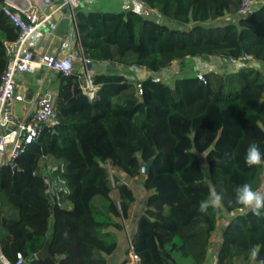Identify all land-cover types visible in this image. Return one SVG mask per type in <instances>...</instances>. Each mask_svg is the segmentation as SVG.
Returning <instances> with one entry per match:
<instances>
[{"label":"trees","instance_id":"trees-1","mask_svg":"<svg viewBox=\"0 0 264 264\" xmlns=\"http://www.w3.org/2000/svg\"><path fill=\"white\" fill-rule=\"evenodd\" d=\"M5 1L0 0V78L8 60L3 42L19 34L1 9ZM145 1L160 21L132 9L113 13L93 9L94 1L81 3L76 18L85 58L121 71L92 73L99 88L93 101L82 90L83 73L57 74L56 124L43 130L14 168L0 170V242L10 260L38 254L31 264H109L137 202L120 173L142 178L148 193L130 235L139 264H206L219 223L233 213L217 264L264 259V210L257 217L236 202L235 193L245 183L255 190L264 174V166L245 162L251 142L264 152L260 70L224 68L207 73L205 81L194 72L197 60L218 58L250 56L264 66V3L241 17L244 0ZM228 14L233 20L223 25ZM174 64L180 73L168 82L138 78L134 71L156 74ZM43 155L66 165L71 193L63 207L49 198ZM150 160L146 177L141 165ZM108 163L117 171V200L111 197ZM212 192L222 195L221 206L201 213V202ZM253 247L257 258L251 257ZM130 251L122 264H132Z\"/></svg>","mask_w":264,"mask_h":264},{"label":"built area","instance_id":"built-area-1","mask_svg":"<svg viewBox=\"0 0 264 264\" xmlns=\"http://www.w3.org/2000/svg\"><path fill=\"white\" fill-rule=\"evenodd\" d=\"M83 1L86 0H62L59 6V10H68L70 19V33L66 40L69 50L62 57L50 54L36 56L35 54L34 50L40 41V30L53 17V14L45 10L46 4L43 0H6L1 6L2 11L11 19L19 34L16 40L3 42L8 60L6 69L0 78V170L8 166L14 168L15 161L39 140L43 130L55 125L58 120L57 94L51 91H40L32 100L31 105H26L25 97L18 92L20 80L24 74L46 68L56 74L71 76L75 72L76 64L80 63V72L84 75L82 86L84 94L91 101L98 97L99 88L93 82L92 73L86 68L91 61L85 58L77 28L76 14ZM120 1L126 9L135 10L146 19L160 21L158 12L151 8L145 0ZM258 1L244 0L238 10V15L248 17ZM223 63L228 67H235L239 63H249L256 70H259L261 66L250 56L230 61L218 58L211 61L197 60L194 72L199 80L205 81L206 74L218 72L217 68L224 66ZM179 73L178 64L156 74L147 71L148 77L152 76L161 82H168ZM136 76L143 77L140 73H136ZM18 103L23 104L20 114L17 110ZM40 164L46 175L48 195L58 206L63 207L64 198L71 193L63 177L66 172L65 163L50 155H43ZM107 168L111 174V181H113L115 169L110 163L107 164ZM130 249V262L139 264V257L134 253L131 245ZM39 258L38 254L29 258L18 254L16 260L12 261L4 253L0 242V264H31Z\"/></svg>","mask_w":264,"mask_h":264},{"label":"crops","instance_id":"crops-1","mask_svg":"<svg viewBox=\"0 0 264 264\" xmlns=\"http://www.w3.org/2000/svg\"><path fill=\"white\" fill-rule=\"evenodd\" d=\"M263 3L264 1H261L258 4H255L253 6V9H256ZM100 5H101V0H97V1L94 0L93 9L102 10V8L100 9ZM59 6L60 4L46 5L45 10L48 13L53 14V17L51 21L48 22L46 25H44L40 30V41L34 50L36 56L50 54V55H54L57 57H62L68 53L69 48L67 47L66 40L70 33V19L68 17V14L62 13V10H59ZM121 7H122L121 11L126 10L123 3H121ZM232 20H233L232 16L228 14L222 18L221 23L223 25H228L232 22ZM247 65L250 66L249 63H243V68L246 67ZM238 66L239 65L237 64L235 67H229V69L230 71H235L237 70ZM80 68H81L80 63H77L75 71L77 72L80 71ZM219 68L221 71L222 66H220ZM259 70L261 71L259 73L260 74L259 80H261L262 84L261 86H257V88L259 89V91H262L260 87L264 89V66L261 65ZM140 74L142 75V73ZM49 86L52 87L53 90H55L57 94L58 86H59L58 76L56 73L46 68H41L40 70L36 72H29L23 75V77L20 80V88L18 92L20 95L25 97L26 105H31V102L35 98V96L40 91L47 90V87ZM22 109H23V104L18 103L17 110L19 114L22 112ZM143 206L144 204H141L140 208ZM244 210L246 209H241L240 211H244ZM131 212H132L131 218L124 221V222H128L127 226L125 227L124 233L123 235H120L118 238L119 247L117 251L108 258L109 264H122V262L125 259H127V252L131 245L130 235L134 231L133 218L138 215L140 210L138 208L136 210L137 213L136 212L134 213L133 211ZM233 214H237V213H233ZM232 215L229 221L233 217H235V216L232 217ZM229 221H227L226 226ZM215 238H216V235H215ZM221 239H222V233L219 235V239L217 243L214 244L215 249L214 251L212 250L211 255L209 256V260L206 264H217V252L220 248Z\"/></svg>","mask_w":264,"mask_h":264},{"label":"clouds","instance_id":"clouds-1","mask_svg":"<svg viewBox=\"0 0 264 264\" xmlns=\"http://www.w3.org/2000/svg\"><path fill=\"white\" fill-rule=\"evenodd\" d=\"M224 156L225 158H230L231 154L225 152ZM245 162L249 167L264 166V152L261 151L257 142L253 141L248 145L245 155ZM235 193L236 202L239 205L250 209L257 217L261 215L262 210H264V193L253 190L249 183H245L237 187L235 189ZM222 201L223 197L221 194L212 192L206 201L201 202L199 211L201 213H206L210 206L213 208H218L221 206ZM251 257H258V253L254 247L251 249ZM257 264H264V259H257Z\"/></svg>","mask_w":264,"mask_h":264},{"label":"rangeland","instance_id":"rangeland-1","mask_svg":"<svg viewBox=\"0 0 264 264\" xmlns=\"http://www.w3.org/2000/svg\"><path fill=\"white\" fill-rule=\"evenodd\" d=\"M90 1H93V0H90ZM261 1H264V0H259L257 2V4L259 2H261ZM120 2H121L120 0H101L100 9L102 8V10H104V11L113 12V13L120 12L121 11V8H122L121 7V3L122 2L121 3ZM223 65L224 66H222V70L224 68H229L228 66H226V64L223 63ZM217 70L219 72L220 71V68H217ZM259 73H260V71H259ZM141 78H143V77H141ZM256 84H257V86H261V82H260V84H259V82H256ZM260 88L262 90L261 91L262 92L261 94H262V104H263V102H264V89L262 87H260ZM47 91H51V92H53V93L56 94L55 90H53V88L50 87V86L47 87ZM262 112H263V116H264V105L262 106ZM115 173H117L116 170H115ZM120 174H121L122 181L124 183H127L133 189V191L135 192L136 197H137L136 205L134 207H132L131 211H133L135 213L138 208L141 211V209L143 207L140 208V205L145 203V198L148 195V193L145 191V189H144V187L142 185L143 179L140 178V177L139 178L130 179L124 173H120ZM111 182H112L111 184H112V186L114 188L113 191H112V193H111V197L113 199L117 200L118 199V191L116 189V182H115V180H113ZM255 190L256 191H260L261 193H264V174H263L262 178L260 179L259 184H258V186H257V188ZM131 214H132V212H131ZM233 216H236V214H233L232 217ZM123 223H124V226L126 227L128 222H124L123 221ZM226 223H227V221L226 222L225 221H221L219 223V227H218V231H217V234H216V238L214 240V244L217 243V241L219 239V235L222 233L223 229L226 227Z\"/></svg>","mask_w":264,"mask_h":264},{"label":"water","instance_id":"water-1","mask_svg":"<svg viewBox=\"0 0 264 264\" xmlns=\"http://www.w3.org/2000/svg\"><path fill=\"white\" fill-rule=\"evenodd\" d=\"M62 13L68 14V10L64 9V10H62ZM238 65L239 66L237 67V70L243 68L242 63H239ZM86 68L91 73L99 72V71L118 73L121 71L120 69L116 68L115 64H112V63H92L91 62V63H88L86 65ZM134 71L136 73H142L143 78L148 77L147 70H141V69L135 68ZM153 164H154V160H150L148 163L142 164L141 165L142 175L148 177ZM49 198H50V196H49Z\"/></svg>","mask_w":264,"mask_h":264}]
</instances>
